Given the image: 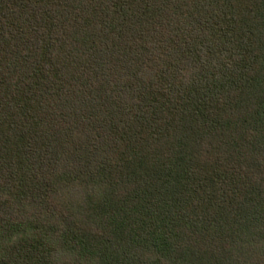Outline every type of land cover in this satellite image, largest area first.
Here are the masks:
<instances>
[{
  "label": "trees",
  "instance_id": "trees-1",
  "mask_svg": "<svg viewBox=\"0 0 264 264\" xmlns=\"http://www.w3.org/2000/svg\"><path fill=\"white\" fill-rule=\"evenodd\" d=\"M0 264H264V0H0Z\"/></svg>",
  "mask_w": 264,
  "mask_h": 264
}]
</instances>
